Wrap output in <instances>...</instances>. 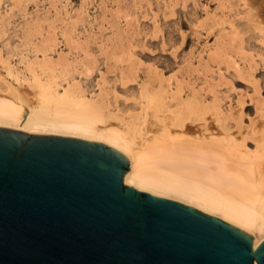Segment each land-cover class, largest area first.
<instances>
[{"label": "bare ground", "instance_id": "bare-ground-1", "mask_svg": "<svg viewBox=\"0 0 264 264\" xmlns=\"http://www.w3.org/2000/svg\"><path fill=\"white\" fill-rule=\"evenodd\" d=\"M187 1L0 0V126L106 143L129 158L127 184L220 217L257 243L264 0H216L219 11L204 18L206 4ZM199 27L215 42L197 51ZM230 67L253 91L247 124L246 100L222 80Z\"/></svg>", "mask_w": 264, "mask_h": 264}, {"label": "water", "instance_id": "water-1", "mask_svg": "<svg viewBox=\"0 0 264 264\" xmlns=\"http://www.w3.org/2000/svg\"><path fill=\"white\" fill-rule=\"evenodd\" d=\"M106 143L0 126V264H264V237L126 183Z\"/></svg>", "mask_w": 264, "mask_h": 264}, {"label": "rangeland", "instance_id": "rangeland-1", "mask_svg": "<svg viewBox=\"0 0 264 264\" xmlns=\"http://www.w3.org/2000/svg\"><path fill=\"white\" fill-rule=\"evenodd\" d=\"M154 2L156 3V1H154ZM206 2H207V0H201V3H205L206 5L198 9V14L200 16H202L201 18L206 17L207 13L209 15H212L213 13H215V11H219L218 9H216V0H209L208 3H206ZM155 3H153L152 8L154 7ZM191 3H192V0H188L186 2V5L191 6ZM177 8H180V5L177 6ZM153 9L155 10V8H153ZM176 16H177V14H175L174 16L173 15H169V16H167L166 19L168 21H171V20L175 19ZM147 18H148V20H147ZM147 18H144V21H146V22L150 21L149 23L152 24L153 23V22H151L152 20H149V17H147ZM184 29L186 30L185 27H184ZM201 29H202V27H199V30H201ZM206 35L207 34L205 33V30H201V34L198 35L199 38L197 36L194 37L193 41H194V43L196 45L195 46V50L196 49H198L197 51L201 50L206 42H207L208 45H213L214 44L215 38L213 37V35H210L209 37H207ZM158 38H152L153 39L152 41H157V40H159ZM187 40L188 41L190 40L189 36L186 37V42L183 44V47H185L186 49H188V47H186ZM149 51H150L149 49H147V48L145 49V52H149ZM169 53H170L169 51H165L164 52V54H166V57H167V55H169ZM233 70H234V67H230L229 70L226 71L225 77H223L222 80H226L227 78H229V80H232V83H233V89H232L233 90L232 91L233 95L235 96L238 93V95L242 96L246 100L244 106H245V110L248 112V114L244 115V122H246V124H247V123H249V117L250 116H254V114H255V113H253V108H252L254 103L250 100L253 91L250 88H247L245 86V84H248V82L245 81V79H243L241 77L235 78V76H232V78H230L231 77V73L233 72ZM251 108H252V112H251Z\"/></svg>", "mask_w": 264, "mask_h": 264}]
</instances>
